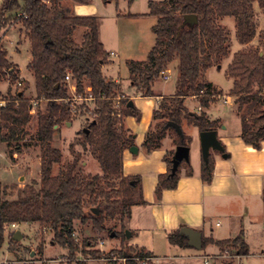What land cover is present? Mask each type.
I'll use <instances>...</instances> for the list:
<instances>
[{"label": "trees", "instance_id": "obj_1", "mask_svg": "<svg viewBox=\"0 0 264 264\" xmlns=\"http://www.w3.org/2000/svg\"><path fill=\"white\" fill-rule=\"evenodd\" d=\"M2 1L0 76L6 73L13 81L19 80L18 69L9 59L2 39L3 32L18 21L20 30L28 39L31 59L27 69L34 77L35 99L49 100V103L47 108H39L33 116L29 106L31 99L24 95L27 82L23 80L24 87L8 92L6 96L0 94V141L18 142L25 136V128L31 118H35L34 140L40 148L38 180L33 179L17 189L15 197H9L7 192L13 187L0 181V250L5 244L7 252L14 255L26 250L21 239L13 238L15 231H7L5 224L38 226L42 232L35 256L0 264H40L43 261L39 255L43 252L44 233L52 234L51 241L66 250L71 263L75 260L77 264H86L85 260L90 258L110 260L112 257H126L124 264H140L137 258L149 253L127 249L104 252L93 247L92 237L83 238L80 242L73 236L76 221L90 223L96 230L109 228L113 236L121 234L132 207L145 203L141 176L122 172V152L135 140L123 119L128 115L138 119L140 111L129 104V97L124 95L118 83L102 71L109 53L99 41L95 16L70 15L61 0ZM187 14H193L196 20L185 17ZM146 15L156 18L151 27L155 41L144 60L127 62L131 86L135 93L154 96V80L169 69L168 65L173 60H176L177 76L175 92L170 97L161 96L157 101L152 114L153 124L145 132L141 144L144 152L159 148L168 132H173L175 146H189L192 137L183 131L179 135L167 125L169 121L182 125L185 120L197 126L199 132L220 126L219 120L210 119L205 109L221 92L205 78V73L214 65L218 67L221 58L229 55V35L218 24V20L226 16L234 18L236 38L242 46L258 35L255 47L238 49L233 53L226 66V74L232 79L227 95L237 104L241 119L240 135L246 144L259 148L264 140V23L259 28L260 15L264 16V0H150ZM78 27L86 28L80 43L72 37ZM69 73L77 93L86 97V86H89L93 99L80 104L81 127L70 143L73 158L62 163L61 150L53 143V137L59 130L55 128L58 118L61 121L70 119V105L65 101L69 97L65 76ZM188 97L199 102V112L184 106L183 100ZM76 146L79 149L76 150ZM83 153L97 160L101 173H83L82 166H79ZM165 154L167 169L158 176L154 191L156 200L164 189H173L183 164L188 174L192 172L188 162L182 160L172 175L173 151ZM213 164L214 157L210 154L207 161L202 158V182L212 179ZM55 165L57 170L53 172ZM111 220L119 225V230L112 228ZM179 229L167 233L168 241L180 247L189 246L188 238ZM25 234L21 232L24 237ZM201 238V249L214 244L220 251L229 248L240 256L247 252L243 230L226 239L202 234ZM27 251L29 253L30 249ZM77 254L85 260L77 258Z\"/></svg>", "mask_w": 264, "mask_h": 264}, {"label": "rangeland", "instance_id": "obj_2", "mask_svg": "<svg viewBox=\"0 0 264 264\" xmlns=\"http://www.w3.org/2000/svg\"><path fill=\"white\" fill-rule=\"evenodd\" d=\"M129 1V2H128ZM87 0L85 2L87 7L94 10L96 16L101 20V33H105L108 38H116L114 32H118L120 36L121 48H117V56H112V65L107 67V74L118 77L121 79L122 84L128 81L129 70L127 69V62L130 60H144L147 56V51L151 49L153 42L155 41V35L153 34L151 27L156 21L154 16L149 15H133L128 16V13H144L148 11V0ZM3 1L0 0V6ZM68 2L79 5L73 0ZM74 14V9L73 12ZM264 23V16L260 15L259 28ZM218 24L221 25L228 33V47L229 55L221 58L220 65L210 67L206 73L205 78L210 81L213 85L218 87L221 92L220 96H216L212 101L215 107H212L211 113L213 115L224 116L226 121L234 119L228 114L231 110V105H222L224 96L228 94L232 87V79L227 76L226 69L227 64L231 61L233 53L237 52L238 49H247L249 47H255L258 44V35L245 46H242L237 41L235 33V20L231 16H226L218 20ZM80 28L77 29L74 34V38L79 39L78 35ZM3 44L8 51L9 59L15 64L18 69L19 80L27 82V87L24 89V95L31 100L36 97V89H34V77L32 72L27 69V64L31 59L29 53L28 39L23 31L20 30V22L8 27L3 32ZM113 48V49H114ZM176 60L170 62L169 69L171 70L170 78L164 80L161 76L154 80L153 86L158 90L170 91L175 86V76H177V69H175ZM22 75V76H21ZM128 78V79H127ZM130 83V80H129ZM19 88L24 87L23 82L18 85ZM16 82L13 81L8 74L2 73L0 76V94L6 96L8 92H14L18 88ZM195 102L187 101L190 108H195V103H198L196 99L192 98ZM39 100V99H38ZM232 101V107L237 111V104ZM41 103L43 101H40ZM211 104V105H212ZM42 108V104H39ZM239 117V116H238ZM237 121V120H236ZM241 121V119H240ZM70 126L61 124L59 130L55 131L53 137V143L57 145L61 150L62 163L71 161L73 156L68 150V145L72 138L77 134L81 127L79 119H74ZM37 123L35 118H31L28 126H26V134L18 142L6 143L0 141V180L13 187V189H7L9 197H15L17 189H20L25 184L31 182L33 179L38 180L40 178V148L37 141L34 140L36 133ZM183 132L186 135L195 133L197 126L188 124L185 120L182 125ZM237 127L231 126L227 131H232ZM162 144L168 149L167 153L174 152V134L168 132L165 138L162 140ZM79 149L78 146L75 147ZM217 150L210 148L209 154L214 157V153ZM198 153L193 150V147L189 150V160L192 163L196 162ZM86 161V165L83 162ZM79 166H82L83 173H100V168L97 160L87 153H83ZM181 170H185L187 167L182 165ZM57 170V165L54 166L53 172ZM2 183V184H3ZM249 203L243 201L241 205H238L239 209H236L235 213H227L226 211H219L215 214L209 213L208 206V217L209 219L219 220L222 226L218 229L217 235L219 237H233L240 230H243V236L246 242V254L240 256L234 254L233 250L227 248L226 250L220 251L216 246V249L212 244H209L205 248L196 249L194 247H180L178 245L171 246L167 239L158 237L154 234H149L142 231L139 238L136 235H131L130 230L124 229V232L115 236L111 235L109 228L104 230L94 229L90 223L81 224L78 221L75 222L77 240L81 242L83 238L92 237L94 241V248L107 252L110 249H127L134 252H147L141 244L147 246L151 250L154 260L151 264H264V213L259 217V211L248 210ZM247 208V209H246ZM230 214V215H229ZM235 214V216H234ZM212 227L214 226V221ZM110 225H114L112 228L119 230L120 227L113 220ZM107 225V224H106ZM214 228V227H213ZM16 230H20L25 234L26 237L22 236L21 242L25 244L26 250H22L14 255L13 253L7 252V244L0 250V262H16L18 259H28L35 256V252L38 251L40 238L42 232L38 226L28 227L27 225L21 224ZM128 230L129 235L125 232ZM226 230V231H225ZM224 231V232H223ZM215 234L213 233V236ZM52 234H43V252L41 255L42 262L40 264H77L75 260L68 262L69 258L66 254V250L59 244H55L51 241ZM216 237V236H215ZM103 240L104 244H100ZM141 246V247H140ZM28 249L30 252L28 253ZM149 253V252H147ZM77 258L85 260L82 255L77 254ZM192 256V257H188ZM207 257V258H206ZM207 261L208 263H205ZM86 264H123L120 259L106 260L103 258H90L85 260Z\"/></svg>", "mask_w": 264, "mask_h": 264}, {"label": "crops", "instance_id": "obj_3", "mask_svg": "<svg viewBox=\"0 0 264 264\" xmlns=\"http://www.w3.org/2000/svg\"><path fill=\"white\" fill-rule=\"evenodd\" d=\"M114 1L116 2L117 0ZM60 3L70 15L95 16L98 25L99 41L109 53L108 61L102 65V71L108 78L118 83L124 95L129 97L131 104L140 111L138 119L131 115L125 116L123 119L133 134V138L135 139L133 145L137 150L134 153L129 151V147L123 150L122 172L125 175L141 176L142 196L145 201V203L132 207L131 215L126 221L131 235H136L138 239L141 232L145 231L149 234L156 235L157 238L167 239V233L174 231V229L192 227L200 231L203 236L208 237L210 235L216 239H226L228 237H219L217 235L218 229H220L222 224L219 220L209 219L208 206L210 209L209 213L211 214L219 211L235 213L233 211L239 209L238 205H241L243 201L249 203L248 210L252 212L259 211L258 216L260 217L264 213V140L257 149L243 141L240 135V118L238 117L237 111L232 107L231 97L227 94L225 96H228V101L223 102L222 105H231V110L226 114L234 119V123L232 119L226 121L223 115L222 117L213 115L210 111L212 107H215V104H212V102L205 109L210 119L219 120L220 126L215 129L216 136L224 146V152L227 153V156L224 157L222 153H214L212 179L204 183L200 177L202 153H200L199 130L196 128L197 131L191 133L192 139L189 143V150L193 147V150L198 155L195 160L196 162L192 163L191 160L187 161L192 172L188 174V171L181 170L183 166L180 167V174L173 189H164L161 197L158 200L155 199L154 191L158 176L165 173L167 169L164 156L168 152V149L162 144L150 153H145L141 144L144 140L145 132L153 124L152 114L154 109L157 108L158 99L161 96L170 97L175 92L176 86H173L170 91L166 92L163 89L158 90L152 85L154 96H143L135 93V88L129 83V76L127 78L128 81L122 84L120 78L111 76L110 74L108 75L106 73L108 71L107 67L112 65V56L118 55L116 50L118 47L121 48L119 44L122 45L118 32L116 31L113 34L116 38H108L105 33H101V20L96 16L94 10L87 7L85 3L74 5L68 2V0H61ZM73 9L74 14L71 13ZM147 12L128 13L127 15H146ZM79 28L81 29L78 35L79 39L74 38L78 43L83 40L82 36L86 30L85 27H78L74 30L72 37ZM114 45L117 48H114ZM148 51L146 54H148ZM171 70L169 78L172 73ZM192 98L188 97L184 99V106L190 111L199 112L201 109L199 102L195 103V108L188 106L187 101L195 102ZM229 123L231 126L237 125V127L232 131H227ZM182 125L181 128H183ZM83 165H86V161L83 162ZM1 183L3 182L1 181ZM208 220L211 222L214 221V228ZM213 233L215 234L214 236ZM168 243L171 246H175L170 244L169 241ZM141 246L149 254H153L146 245L141 244ZM212 246L214 247L213 249H216L214 244Z\"/></svg>", "mask_w": 264, "mask_h": 264}, {"label": "water", "instance_id": "obj_4", "mask_svg": "<svg viewBox=\"0 0 264 264\" xmlns=\"http://www.w3.org/2000/svg\"><path fill=\"white\" fill-rule=\"evenodd\" d=\"M185 17L196 20V17L193 14H187ZM129 104H131V101H129ZM262 115L264 117V110L262 112ZM168 126L173 127L176 132L179 135H182V128L181 125L174 121H169L167 123ZM264 126V124H263ZM198 136L200 137V153H202V158L207 161L208 155H209V149H215L217 151L222 152V156H227V153L223 151V147L221 144V141L219 138L216 136V130L215 129H210L206 131H200ZM130 152H136L137 148L132 145L129 148ZM189 161V146H186L184 144H178L175 146L174 152H173V157H172V166H171V174L175 173L176 168L178 164L182 161ZM94 211H96L95 208H93ZM128 235L129 232L128 230L125 231ZM179 232L188 238V245L190 247H194L196 249H200L201 243H202V238H201V232L198 231L197 229L194 228H189V227H181L179 229ZM113 235V233H111ZM13 238L17 241H19L22 238L21 231L20 230H15L13 234ZM125 256V253L124 255Z\"/></svg>", "mask_w": 264, "mask_h": 264}, {"label": "built area", "instance_id": "obj_5", "mask_svg": "<svg viewBox=\"0 0 264 264\" xmlns=\"http://www.w3.org/2000/svg\"><path fill=\"white\" fill-rule=\"evenodd\" d=\"M47 2V1H46ZM113 54V53H112ZM169 74H170V69H166L165 71L162 72V78L164 80L168 79L169 78ZM65 81L68 83V88H69V97L67 99H65L66 102H69V105H70V119L69 120H65V121H61L59 118H58V124L55 125V128H60V125L61 124H65L66 126H70L73 122L74 119H79L81 118V111L79 109L80 107V104L82 102H86V101H89V100H92L93 97H92V94H91V88L89 86H86V91L88 92V94L86 95V97H83L82 95L78 94L77 91H76V88H75V85L74 83L72 82V79H71V75L70 73L67 74L65 76ZM21 80H18L16 82V85H21ZM19 87V86H18ZM40 101H43L42 103ZM223 102H227L228 101V96H224V99L222 100ZM48 103H49V100H45V99H33L30 101V113L34 116L36 115L37 111L39 108H42L41 106H39V104H42V106L45 108H47L48 106ZM73 141V138L72 140L70 141V143ZM70 143L68 145V150L69 152H71V147H70ZM19 226L17 224H14V223H10V224H5V229L7 231H15ZM75 235V233H73V236ZM100 244H104V241L101 240L100 241ZM188 257H192V256H188ZM207 258V257H206ZM113 259H117V257H112L111 260ZM120 259L121 261H123V264H124V261L126 259V257H123V258H118ZM138 261L140 262V264H151L152 260H154V256H150V255H143L141 258H137ZM205 263H208L207 261H205Z\"/></svg>", "mask_w": 264, "mask_h": 264}]
</instances>
